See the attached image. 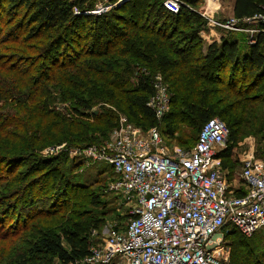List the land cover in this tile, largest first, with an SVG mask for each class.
Returning a JSON list of instances; mask_svg holds the SVG:
<instances>
[{
	"label": "trees",
	"instance_id": "trees-1",
	"mask_svg": "<svg viewBox=\"0 0 264 264\" xmlns=\"http://www.w3.org/2000/svg\"><path fill=\"white\" fill-rule=\"evenodd\" d=\"M184 1L173 13L163 0H123L95 16L86 14L95 0H0V23L9 26L0 28V206L18 199L0 209V264H74L89 254L109 212L105 183L71 182L66 173L82 157L66 154L105 145L120 116L190 145L218 118L228 129L217 155L228 179L243 138H259L264 161V39L248 45L245 35L223 32L204 46V23L190 9L197 0ZM263 8L264 0H234L232 16ZM156 76L170 99L160 122L146 105ZM61 145L59 155L41 153ZM225 232L229 264H264V230Z\"/></svg>",
	"mask_w": 264,
	"mask_h": 264
},
{
	"label": "built area",
	"instance_id": "built-area-1",
	"mask_svg": "<svg viewBox=\"0 0 264 264\" xmlns=\"http://www.w3.org/2000/svg\"><path fill=\"white\" fill-rule=\"evenodd\" d=\"M122 1L95 0L86 14L100 16ZM163 1L173 13L187 6L184 0ZM211 26L244 34L254 45L258 36L264 39V8L250 18L212 21ZM151 84L146 105L160 122L169 111V94L159 76ZM227 138L225 124L212 118L191 149L169 153L158 127L142 131L120 116L105 145L69 150L71 158L111 166L116 180L110 189L129 212L125 224L107 230L99 247L74 264H220L226 229L246 237L264 230V167L246 158L233 187L217 158Z\"/></svg>",
	"mask_w": 264,
	"mask_h": 264
},
{
	"label": "rangeland",
	"instance_id": "rangeland-1",
	"mask_svg": "<svg viewBox=\"0 0 264 264\" xmlns=\"http://www.w3.org/2000/svg\"><path fill=\"white\" fill-rule=\"evenodd\" d=\"M193 13H195L198 16L199 21L204 23V27L199 33V36L202 39L203 45H207L213 41H219L220 37L223 34V31L216 27H212L211 23L212 21L221 22L225 21L227 19L232 18L231 15V9H232V0H219L218 2H211L208 0H197L196 4L193 6V8H190ZM203 15V16H202ZM19 17V16H17ZM0 28L4 30L9 29V26H7V23H0ZM244 35V34H243ZM240 38V37H239ZM175 137H180L177 133L174 135ZM163 144L168 149L169 153L174 152L175 149H179L181 151H188L192 148L193 144H183L177 142L176 139H168L167 137L162 135ZM259 144V138L255 136H248L243 138L235 148L236 156L239 159V168L238 171L234 174L230 182L232 183L233 187L238 185V179L237 174L241 171L242 163L246 158H252V160L264 167V161L261 160L256 152L257 147ZM54 148V147H51ZM42 151L41 153L43 156H56L60 153H63L64 150L60 149L58 152H54L53 154H46V151ZM70 153H67L68 159H70L69 156ZM72 159V158H71ZM75 163L81 161L82 166L79 167L74 172H68L66 173L69 176V179L71 182H73V176L77 175V179L74 181H80L79 183H91L94 182L96 179L104 180L105 186L101 187V192L103 196H101V200L107 203V210L109 211L108 214H106L103 217V222L98 227V230L94 233H91L89 237L90 246L95 248L99 247V245L102 243L105 232L113 227H119L125 224L126 220L128 219V207L123 205L122 200L120 197H118L113 190L110 189V186L114 180H116V176L112 172L111 166L105 162V161H96V160H84L82 158L74 159ZM69 163V162H68ZM68 163L66 164L67 167ZM26 164H22L19 169H24ZM229 178V177H228ZM73 179V180H72ZM88 180V182H86ZM95 186L91 187V191ZM16 199H7L2 202V205L0 206V209H3L4 207H7L8 204L18 205ZM7 205V206H6ZM124 217V218H122ZM260 234V233H257ZM230 238H226L225 235L222 237V242L220 244L219 248V258H220V264H229V258H230V247L228 246ZM52 264H56V261H53Z\"/></svg>",
	"mask_w": 264,
	"mask_h": 264
},
{
	"label": "crops",
	"instance_id": "crops-1",
	"mask_svg": "<svg viewBox=\"0 0 264 264\" xmlns=\"http://www.w3.org/2000/svg\"><path fill=\"white\" fill-rule=\"evenodd\" d=\"M234 0H232V7H233ZM231 15H232V9H231Z\"/></svg>",
	"mask_w": 264,
	"mask_h": 264
}]
</instances>
